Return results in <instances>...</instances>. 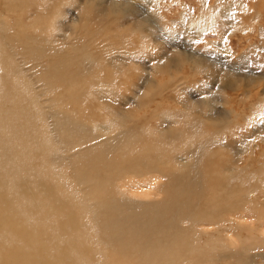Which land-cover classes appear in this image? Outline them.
Segmentation results:
<instances>
[{"label":"bare ground","instance_id":"6f19581e","mask_svg":"<svg viewBox=\"0 0 264 264\" xmlns=\"http://www.w3.org/2000/svg\"><path fill=\"white\" fill-rule=\"evenodd\" d=\"M21 1L32 6L39 23V18L41 19L44 11H47L49 0ZM176 1L178 2V0ZM3 2L5 11L0 9V264H264V210L262 206L260 208V205L256 204L257 199L254 197L255 194L260 193L259 190L264 192V186L253 187L257 181L264 183L263 171H260L261 174L259 173L261 176L255 174L258 177L255 178L256 181H254L252 188H249L251 187L250 184H247L250 186L246 185V187L241 184L243 188L238 190L225 186L230 180L211 174L207 177V182L211 184L220 182V186L203 196L200 192L203 186H196L200 180L191 177L190 169L186 172L183 170L178 172L176 169L178 166L174 165V157H177L179 163L182 165L186 163L185 169H200L199 167H201L200 160L205 156L202 148L206 146L196 148L194 145L191 147L189 141L193 138L190 140V135L187 133L189 131L184 132L185 136L188 134L189 138H186L187 140L184 138V141L190 144L183 142V138H181V146L177 143L178 146L176 140L178 136L179 138L182 136L175 132L174 127V131H171L172 127H169L171 125L168 126L169 128L166 127V123H168L166 119L161 124L164 128L166 127L165 130L169 129L168 131L162 130L159 134H154L153 132L156 130H149L150 126L145 123L149 128H145L147 130L145 134L140 131L146 130H139L136 128V124L134 125L136 118L139 119L138 117L144 116H136L135 118L118 114L115 111L114 115L112 112L110 116L109 108L105 106L104 108L109 111H107V116H109L105 117V110V116H101L103 118L100 117L99 121L98 115L82 114L78 117L77 114L68 112L63 105L64 101L79 104V109H83L84 105L81 106V104L84 102L86 104L92 97L91 87L95 89L100 87L101 90L108 91L110 84L107 82L109 79L104 81L105 78L100 77L102 74L99 71L103 60L95 57L83 42L82 44L75 43V45L74 40L72 43L71 37L70 40L68 39L70 44L69 41L66 42L69 47L65 46L64 40L70 34L64 38L66 32L61 28L62 25L60 27V23L54 22L56 17L63 18V12L59 8L53 9V16L49 17L51 19L47 18L49 23H46V27L41 26L45 20L43 17L44 20L39 25L44 29L36 27L35 34H33L34 31L29 34L26 31L30 29L31 22L25 28H18L14 23L15 20H13L15 16L19 17V25H21L20 18L23 19V15L25 17L26 6L19 3V0H3ZM151 3L147 7L149 13H153L154 17L159 19L163 29L164 25L167 28L166 25L171 24L170 29L174 23L173 19L168 20L162 16L159 12L163 7L156 6L159 8V10L156 8L158 12L155 10V4L153 3V6ZM157 3L159 2L157 1ZM171 4L173 5V3ZM178 4L180 5V3L175 5ZM202 4L204 3L202 2ZM225 4L226 8L220 9L223 15L228 10L230 12L232 10L229 9L232 8L230 4ZM167 7L169 10L174 9ZM219 8L214 4L213 10L220 13ZM12 9L13 11H11ZM173 12L175 13V11ZM198 15L200 14L198 13ZM198 15H190L194 18L190 17L191 20L186 28L184 27L187 36L191 37L192 40L191 34L199 38L204 32L206 34L207 31L214 30L210 19ZM213 15L211 16L214 17ZM227 15L229 16V12ZM179 18L182 19L181 16ZM184 19L187 20L188 15ZM186 20L181 21L187 22L188 20ZM214 22L216 21L214 20ZM34 25L36 26L37 22ZM181 25L180 27H182ZM247 25L250 27L249 25L252 24L248 23ZM27 27L28 30H20ZM242 27L240 29H243ZM173 28L172 30L175 29ZM244 28L248 29L247 27ZM139 29L137 30L142 31L141 28ZM238 30L235 29L234 31ZM135 32H132L133 36ZM132 33H130L131 36ZM242 33L244 34L243 31ZM60 34L63 35V38L60 37ZM96 34L98 33L96 32ZM173 35L171 34V39L174 37ZM140 36H142L141 33ZM136 41L138 43L139 40ZM141 45L140 47H143ZM28 46L33 50L30 51ZM138 47L136 48L138 49ZM123 52L125 51L123 50ZM255 52L256 50L253 53ZM149 55L151 57L150 62L155 63L156 66L159 61L152 59L151 54ZM177 58L179 59V56ZM56 60L64 61V65L59 68L56 65ZM52 61L55 67L51 65ZM108 64L110 65V62ZM114 64H117L115 67L118 66L117 62ZM159 64L157 68L164 66L163 70L170 69V63L168 65L167 61L161 67ZM195 65L197 67V64ZM117 68H120V65ZM115 71L112 70L111 75L113 72L116 73ZM26 73H29L30 76ZM149 73L151 74V72ZM160 73L162 74L163 71ZM227 73L230 74V72ZM116 77L117 75L114 79ZM110 78L112 77L110 76ZM124 81H127L125 76L123 83ZM158 82L160 83V81ZM172 82L173 79H170L162 83L169 86ZM129 84L131 83L129 82ZM165 86L161 87L160 93L163 92ZM143 90H139L140 93ZM153 90L156 91V89ZM96 91L98 92V90ZM172 91L178 93L180 89H176L175 85ZM53 93H56V96L54 99H50L49 94ZM58 95L59 97L56 98ZM203 96L205 95H202V98ZM135 98L138 99V97ZM212 98L214 101L215 96L212 95ZM139 100L137 101L141 102L142 99ZM143 101L142 105L145 106V102L147 101L148 104L151 98L146 99L144 103ZM209 101L211 103L212 99L210 98ZM227 101L229 102V100ZM221 102L225 103V101ZM90 103V105L95 104L92 101ZM193 105L191 104V106ZM200 105L202 106V104ZM194 106L197 107V105ZM210 106L212 107V105ZM206 107L203 104L201 108L204 110ZM225 107L223 106V108ZM227 107L230 109V106ZM213 109L204 110V113L206 111L211 112ZM187 111L191 113L190 110ZM152 112L154 111L152 110ZM166 113L164 115L163 112V116H167L168 112ZM189 113L186 114V119H194L192 123L191 120L189 121L192 125L196 122L199 123L200 120L195 122L196 118H193ZM171 114L178 119V122L184 123L183 116H180L178 110ZM225 114L223 113V115ZM159 115L152 114L150 119L153 120V116ZM220 115L222 116V114ZM168 116L170 117V115ZM210 117L212 118V116ZM171 118L173 119L172 116L170 120ZM211 121L213 120L211 119ZM202 122L201 120L200 123L202 124ZM137 123L139 124V122ZM189 125L186 124L187 128H184L193 127ZM184 128L179 130L184 131ZM204 129L203 131H205ZM111 130L114 131L111 132ZM193 130L196 129L193 128ZM192 133L194 135V131ZM144 136L150 137L146 138L148 140H143ZM197 139L200 140V138H196L195 141ZM197 145L200 143L198 142ZM176 150L180 151L181 154L173 156L172 153ZM206 157H204L205 160ZM203 162V168L199 172L206 175L209 173V169L204 168ZM198 164L199 167H197ZM207 167H210V163ZM164 169L167 171L163 172ZM261 169L264 170V164ZM160 173L167 174V177L157 176ZM152 175L157 177L154 178ZM158 181L161 183L160 189L150 188L153 183H158ZM193 182H195L196 192L194 195L191 193V195L189 183L193 184ZM153 189L156 190L155 196H160L161 199L164 196L163 200L157 201L152 196ZM263 194L260 195L264 196ZM186 195L194 197V201ZM152 197L153 199H151ZM201 197H205L207 201L199 203L198 200ZM236 212L245 213V215L254 214L255 219L247 218L244 220L246 217L243 216L239 219L240 222L244 221L245 223L242 224L241 222L237 225L236 218L234 221H230L233 224L225 225L226 221L222 215ZM210 222L218 224L215 225L217 227L216 229L214 227V231L211 230L214 224L211 226ZM259 222L262 223L259 224ZM243 232L246 234H242ZM257 249H262V251L257 253Z\"/></svg>","mask_w":264,"mask_h":264},{"label":"rangeland","instance_id":"374dc122","mask_svg":"<svg viewBox=\"0 0 264 264\" xmlns=\"http://www.w3.org/2000/svg\"><path fill=\"white\" fill-rule=\"evenodd\" d=\"M2 1L3 0H0L1 11L5 9L3 7L4 2L2 3ZM152 1L155 4V6L153 3H151ZM155 1L156 0H49V3L47 4V11L45 10L44 15L42 16V18L45 17V20L44 18L43 19L41 18L42 20L39 18V23L44 20L41 23V26L46 27L47 26L46 23L47 24L49 23L47 20L51 19L49 17L50 16L52 17L54 10L56 8H59V10L63 12V13L61 12L63 15V18L56 17V20L54 22H58V24L60 23L59 24L60 27L62 25L61 28L64 29L63 31L67 33L66 34L62 31V33H64V38H66V35L70 34L68 38L66 39L67 41L64 40L65 46L68 43L70 44V41H69L70 39L72 43L75 40L74 44L75 43L82 44L83 42V44L87 46L88 50L90 49L89 51L95 57L101 58L103 60L101 64V68L99 69L100 74H102L100 75V77H102L103 79L105 78L104 81L105 80L107 81L109 79L107 84H110L108 91L101 90L100 87L98 89L91 87L92 91L90 92L92 93V97H91L92 100L91 99L90 100L92 101V103H95V104L90 105L91 101L89 100L88 102H86V104H84L85 102L81 104V106L84 105L83 109L81 107H80L81 109H79V104L73 103L71 101H64L63 105L65 106V110H67L68 112H71L74 115L77 114L78 117L79 115H82V114L83 115H86V114L95 115V116L97 115L99 116L100 114L99 117L97 116L98 121L101 118H103L101 116H105L104 115L105 112H106L105 117L109 116V115L107 116L108 110L110 111L109 113L110 116L112 112H113L112 113L113 115L116 112L118 114H124L126 116H133L135 118L136 116H144L145 118L138 117L139 119L137 118L136 120L133 119L134 125L136 124L135 126L139 130H146L149 128H150L149 130H153V131L156 130L154 132L152 131L154 134H159L162 130L168 131L169 129L165 130L166 127L167 128L172 127L171 131H174L173 130V127H174L175 132L180 134V136H182L180 138L178 136V139L176 140V144L178 143L180 145V140H182L181 138H183L182 140L183 142H185L184 138L185 140L189 138L191 140L193 138L194 141L188 140L189 142H191V147L194 145H195L194 147L196 148L199 146H206L202 148L203 155L207 156L206 160L204 158L205 156H203V158L200 160L201 167H199L200 166L199 164L197 166L200 169H202L203 168L202 162L204 161L203 162L205 164L204 168L209 169V173H206V175L201 174L199 172L200 169H193V168L185 169L186 163L182 165L177 160L178 158L174 157V165L178 166V167L176 166L177 167L176 169L178 172L180 170H183L186 172L187 170L190 169L191 177H193L194 179L200 180V182L196 184V186H203V188L200 190L203 196L208 195L212 190H216L220 186V182L213 183V184L207 182V177H209L211 174L220 176L221 178L226 179V180H230L225 185V186H228L230 189L237 188L238 190L239 188L242 187V185L243 187H246L247 184H250L251 187L249 188H252V185L255 183L254 181H256L255 178L258 177L257 175L259 173L261 174L262 171H263L262 173L264 174V170L261 169L262 165L264 164V99H263L264 98V33H263L264 31V0H178V2L176 0H170L171 2L168 0L167 1L160 0L163 3L165 2L166 5L168 3L167 6L174 8L170 10L165 4H163L159 0H157L159 3H157V1L155 3ZM149 2L155 7L156 11H158L159 8L163 7L162 10L160 9V12L159 11L158 12L165 18H168V20L173 19L174 23L172 27L175 28V29L173 28L174 30H172V27H170L169 29V26L171 24L169 26L168 24L166 25L169 30L165 27V25L163 29V26H161L162 23L160 24L159 19L154 17L153 13H149L148 11L149 8H147L148 4H150ZM183 2L184 3L186 2V3L184 4ZM202 2L204 4H202ZM219 2L221 3L219 4ZM19 3L26 6L27 12H26L25 17L23 15V19L20 18L21 20L20 22H22L20 23L21 25H19V17L17 18L15 16L14 18V16H12V18H14L13 20H15L14 23H16V27L25 28L26 25L28 26V24H30L31 22V24L29 25V27L31 26L30 29L27 27L26 29L22 30L21 28L20 30L25 31L29 29L30 31L29 30L26 31L27 33L31 34L34 31L33 34H35V31L37 30L36 27L40 29H44V27L42 28L39 25L38 20H37V15L34 12V9L32 8V6L21 0H19ZM171 3H173V5ZM177 3H180V5L179 4L175 5ZM225 3L230 4V7L232 6V8H229V9H232L231 12L230 10H228L225 13V15H227L229 12V16L227 15L228 17L221 14L222 10L226 8ZM214 4H216L217 8L220 7L219 8L220 13H218V11L213 10ZM156 6H158L159 8ZM175 6H176V10H175ZM178 6H180L179 9H177ZM202 7L204 8L202 9ZM223 7L225 8L223 9ZM156 8H158V10ZM197 10L198 12H196ZM11 11H13V9ZM162 11L164 12V15ZM173 11H175V13ZM183 11H185L183 13V14H186L185 16L182 14ZM176 12H178L180 15ZM198 13L202 16L207 17L208 20L210 19L213 25L212 29L214 30H209L210 32L207 31L206 34L204 32V34H201L199 38H197L194 34H191V36H193V40H192L191 37L187 36L185 32L186 31L185 28L188 25L191 18H194L190 15L192 14L198 15ZM202 13H205L208 15L206 16L205 14H202ZM213 13L215 14L213 15ZM122 14L124 15L127 14V15L124 16ZM230 14H232V16H230ZM187 15H188V19H187L188 21L184 19L185 17L187 18ZM211 15H213L214 17H212ZM218 15L220 16V18ZM180 16L182 19L179 18ZM238 19L241 22V24H239L240 22L238 21ZM254 19H257V20L253 21ZM181 20L183 21L186 20L187 22H183ZM214 20L216 22H214ZM32 22H33V25H32ZM35 22H37L36 26L34 25ZM180 22L183 23V25H181ZM24 23L26 24L24 25ZM248 23L252 25H249L250 27H248L247 25ZM179 24L182 27H180ZM241 26H243L242 27L243 29H240ZM244 27H247L248 29ZM139 28H141L142 31H139L140 30ZM235 29L238 31H234ZM245 29H246V32H245ZM242 31L244 32V34L242 33ZM26 32H23V33H26ZM96 32L98 34H96ZM132 32H135L137 34L134 33V36H133ZM130 33H132V36ZM140 33L142 34V36H140ZM61 34H60V37L63 38L62 37L63 35L61 36ZM171 34H174L173 35L174 37L172 39H171L172 37ZM54 36L56 37V34ZM143 37L145 40L142 39ZM106 39L107 40L109 39V40L107 41ZM137 39L139 40L138 43L136 41ZM205 40L208 42V44ZM189 43L190 45H188ZM74 44H71V45H74ZM140 44H142L143 47H140ZM67 46L69 47V45ZM137 46H139L138 49L136 48ZM28 49H30V46H28ZM32 50L33 49L31 48L30 51ZM123 50L125 52H123ZM254 50H256L255 53H253ZM132 51H134L135 53L134 52L132 53ZM147 53L151 54L152 59L159 61L160 64L159 63L158 64L160 67L162 65H165V61H167L168 65L170 63V66H169L170 69L163 70L164 66H162L161 68H157L158 64H156L155 66V63L150 62L151 57L150 55L148 56ZM178 56H179V59L177 58ZM161 58L163 61L161 60ZM63 62L56 60V65L59 66V68H61L64 65ZM107 62L108 63L110 62V65ZM116 62L118 63L117 67H119L120 65V68L115 67V65L117 64H114V63ZM193 62L197 64L198 68L201 66L200 67L201 69L200 68L198 69L196 65L193 64ZM51 65L55 67V65L53 64V61L51 62ZM112 70L114 71L119 70V71L117 72L115 71L116 73L113 72V75H111ZM106 71L107 72L109 71V72L107 73ZM148 71L151 72V74ZM160 71H163V73L161 74ZM164 71L167 73H165ZM227 72H230V74ZM26 75L30 76L29 73H26ZM114 75L115 76L117 75L115 79H114L115 77ZM110 76L112 78H110ZM124 76H125V80L127 79V81H124L123 83ZM116 79H117V82H116ZM170 79H173V82L171 83V85L165 86L164 83H162ZM112 81H115L113 82L114 84L112 83ZM158 81H160V83ZM129 82L132 84V86L131 84H129ZM223 82L224 83L226 82V83L224 84ZM146 83L148 84V86ZM231 83L234 85L233 89L231 87ZM234 83L236 84V86ZM128 84L130 85V87ZM175 85H176V89H180V92L175 93L174 91H172L173 87L175 88ZM163 86H165V89L163 90V92L160 93L159 90ZM135 87L137 88V90ZM143 89L147 92H145ZM153 89H156V91ZM96 90H98V92ZM139 90H143V92L140 93ZM210 94L215 96L216 100L214 98V101H213L212 95ZM202 95H205V96H203L202 98ZM55 96H56V93L49 94L50 99L51 98L54 99ZM142 96H144V98H142ZM220 96H223V97L226 96V98H223V97L221 98ZM58 97L59 95L56 98ZM134 97H138V99L137 98L134 99ZM150 98H151V101L147 104L146 99H150ZM210 98L212 99V102L214 103L212 102L210 103L211 101V100L209 101ZM139 99L144 100L143 103L146 101L145 106L142 105V100L141 102H139L140 101ZM219 100H220V103H219ZM227 100H229V102ZM221 101H225V103ZM97 102H99L98 104L100 105H98ZM138 102L141 106L138 104ZM199 103L202 104V106L203 104L207 106L204 110H207V109L211 110L212 108L214 109L211 112L206 111V113H208L206 114L204 113V110L201 108L202 106ZM146 104L148 105L149 108L146 107L147 106ZM191 104L197 105V107L193 105L194 108H192L193 106H191ZM210 105H212V107ZM104 106L109 109L107 110V108H104ZM223 106H226V107L223 108ZM227 106H230V109H232L230 113H229L230 109ZM152 110L154 112H152ZM176 110L179 111L180 116H183V119H182L184 122L183 124L181 121L178 122V119H176L171 114L174 112L176 113ZM187 110H190L191 113H189ZM165 111L168 112V115H170V117L172 116L173 119L171 118L170 120V117L168 115H167L169 117L168 119L166 118L167 116H163V112H164V115L167 114ZM215 112L218 113L219 116H217L218 114H216ZM188 113L191 114L193 118L194 117L196 118L195 122L197 120H200L198 121L199 123L201 122V120L203 121L202 124L200 123V126H199V123L197 122H196L197 124L195 123L196 125L194 124L196 127L198 126L197 128L199 131L194 125L191 124L192 121L194 120L193 118H192L193 120H191L190 118L191 121L186 119L187 118L186 114ZM214 113L215 115H213ZM223 113L225 115H223ZM152 114L153 115L161 114V115L157 117L153 116V120H152L150 119V116ZM203 114L206 116H204ZM220 114H222V116ZM210 116H212V118ZM228 118L229 120H227ZM155 119L158 121L159 124L157 123ZM165 119L168 120L167 121L168 123H166V127L164 128L161 122L164 123L166 121ZM211 119L213 121H211ZM140 120H142L141 121L142 123L140 122ZM145 120L146 122H144ZM147 120L149 123L147 122ZM137 122H139V124ZM145 123H147V125H149L150 127L148 128V126H146ZM185 123L187 125L190 124L189 126H193V127L190 129L189 128L185 129L187 128ZM140 124L142 125L144 124V126ZM172 124H174L175 126ZM151 126L153 129L151 128ZM181 128H184L185 130L183 129L184 131H180ZM193 128L196 130H193ZM203 129L205 131H203ZM112 131L114 130H111V132ZM193 131H194V135L192 133ZM140 132H143L146 134L147 130L140 131ZM179 132H182V133H179ZM184 132L185 133L187 132L190 135V137L188 138L187 136L188 134L185 136ZM144 137L145 138H143V140H148L146 138H149L150 136H147V137L144 136ZM207 137L211 139H208ZM196 138H200V140L197 139L195 141ZM198 142L200 143V145H197ZM175 152H174L175 154L172 153L173 156L178 155L179 153L181 154V152L178 150H176ZM196 153L198 152L196 151ZM209 163H210V167H207ZM165 171H167V169H164L163 172ZM166 175L167 174L163 175V173H160L157 176L163 178V177H167ZM157 176L155 175L153 177L155 178ZM248 179L250 181H247ZM195 182H193V184L189 183V192L190 194L193 193V195H194V192H196ZM257 182L253 185V187L264 186L263 185L264 183H259V182L257 183ZM250 185H247V186H250ZM160 187H161V183L160 181H158V183H153V185H151L150 188L160 189ZM154 189H153V192H151L152 196H154L157 201L163 200L164 198L163 195H161L163 196L162 199L160 198V196H155L156 190ZM200 192H197V193H200ZM259 192L260 193L257 192L258 194H255L254 196L256 197L255 199H257L255 202L258 206L260 205V208L262 206V209L264 210V201H263L264 196L260 195V194H263L264 192L261 190H259ZM186 196L190 200L194 201V197H189L188 195ZM151 199H153V197ZM142 200H146V199H142ZM205 201H207L205 197H201L198 200L199 203L200 202L204 203ZM243 216L246 217L244 218V220H246L247 218L255 219L254 214L245 215V213H240V212H236L232 214H223L222 218L224 219V221H226L225 225L229 226L230 224H233L230 221H234V219L236 218H237V225H239L241 222L242 224L245 223L244 221L240 222V219ZM260 223L262 222H259V224ZM212 224L214 225L212 226ZM210 225L213 227L211 228L210 226L211 230L214 231L217 227L215 225H218V224L210 222ZM242 234H246V233L243 232ZM224 240H227V239H224ZM261 251L262 249L261 250L257 249L256 252L260 253Z\"/></svg>","mask_w":264,"mask_h":264}]
</instances>
